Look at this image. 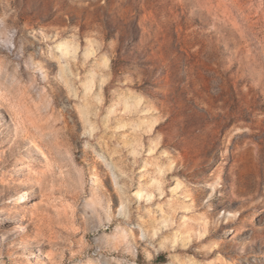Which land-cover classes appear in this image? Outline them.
<instances>
[{"label":"rangeland","instance_id":"1","mask_svg":"<svg viewBox=\"0 0 264 264\" xmlns=\"http://www.w3.org/2000/svg\"><path fill=\"white\" fill-rule=\"evenodd\" d=\"M0 264H264V0H0Z\"/></svg>","mask_w":264,"mask_h":264},{"label":"bare ground","instance_id":"2","mask_svg":"<svg viewBox=\"0 0 264 264\" xmlns=\"http://www.w3.org/2000/svg\"><path fill=\"white\" fill-rule=\"evenodd\" d=\"M22 224H23V223H21V222L18 221V220H15V221H14V226H15V227H22ZM11 227H12L11 224H9L8 229L11 228Z\"/></svg>","mask_w":264,"mask_h":264}]
</instances>
